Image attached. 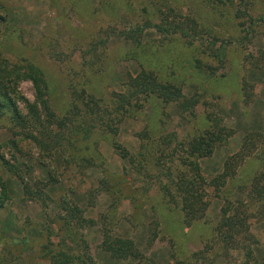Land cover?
I'll return each mask as SVG.
<instances>
[{
  "label": "rangeland",
  "instance_id": "374dc122",
  "mask_svg": "<svg viewBox=\"0 0 264 264\" xmlns=\"http://www.w3.org/2000/svg\"><path fill=\"white\" fill-rule=\"evenodd\" d=\"M0 61V264H264V0H0Z\"/></svg>",
  "mask_w": 264,
  "mask_h": 264
},
{
  "label": "trees",
  "instance_id": "16d2710c",
  "mask_svg": "<svg viewBox=\"0 0 264 264\" xmlns=\"http://www.w3.org/2000/svg\"><path fill=\"white\" fill-rule=\"evenodd\" d=\"M14 75L18 76V70L14 69L13 67H10V66L8 67L5 62L3 63L0 61V89L2 92V93H0L1 94L0 95V109H1V106H3V104L8 106L9 110H11V113H12L11 117H13V119L15 120L16 123L18 122L17 124H21L22 122H25V118L27 115H30L31 118H37L38 114L35 111V107L32 106L30 103H28L26 100L23 101L24 105L26 107V111H27L25 113L26 115L21 113L19 111V109L17 108V106L15 105L14 99H12L9 95H7V93H6L7 90L2 89L4 86L6 87L7 84H10V82L12 81V77ZM4 80L7 81V84L4 83ZM2 83L4 84L3 86H1ZM41 86H45V85H41ZM41 86L35 85V87H34L35 97L37 98L41 108L45 109V110L43 109L44 112H46V113L48 112L49 115L53 116V112L49 109L47 99L45 97V89H44V87H41ZM168 86L169 85H165V84H161V83L159 84L158 82H154V83H151V85H149V87H147V88L143 87V90H149L151 92L156 91L155 92L156 95H159V96L160 95H166L167 97H171L172 90L168 89L169 88ZM20 98L22 99V97H20ZM226 132L227 133H225V134L228 135L231 133V130H228ZM27 136L31 137L32 139H34L35 142H37V138H35L34 136H31V135H27ZM245 136H244V141L246 143V140L248 142V139H247L248 136H246L247 138ZM211 141H213V140L210 139V142ZM200 144H204L206 147L207 146L209 147V143H207V142L200 143ZM206 150L208 151V149H206ZM203 151H204V149H203ZM0 159L4 163L5 168L7 170H9L10 167H9L7 161H5L3 159L1 153H0ZM197 167L198 166L196 164H193V168L196 171L195 176L198 178V181H200V183L202 184L203 179L201 178V176L199 174H197ZM20 180H22V179H20ZM201 184H200V186H201ZM22 186H24V183ZM192 188L193 187L190 185H184L183 186V190H184V194H185V196L183 198H187V200L188 199L191 200L192 201L191 205L195 209H197V211H198L199 210V204L203 205V202L201 201V194L197 193L195 188H193V189ZM3 190H4L3 183L0 180V191L3 192ZM1 192H0V194H1ZM191 210H193V209H191ZM222 211L224 212L225 210H222ZM226 219L230 220L231 217L227 216ZM74 257H78V256L73 255V253H71L70 250L59 249L57 251V256L55 257L56 259L53 261V264H69L73 261Z\"/></svg>",
  "mask_w": 264,
  "mask_h": 264
}]
</instances>
